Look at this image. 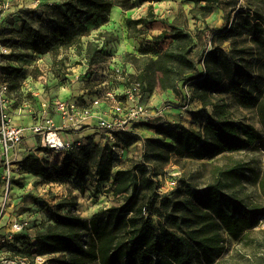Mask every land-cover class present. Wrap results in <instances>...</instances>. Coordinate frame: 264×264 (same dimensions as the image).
<instances>
[{
	"label": "rangeland",
	"instance_id": "1",
	"mask_svg": "<svg viewBox=\"0 0 264 264\" xmlns=\"http://www.w3.org/2000/svg\"><path fill=\"white\" fill-rule=\"evenodd\" d=\"M61 1L0 0V44L11 49L10 54L2 57L0 72L9 82L13 110L21 122L30 125L38 122L41 116L42 124H47L41 101L44 95L52 99L53 107V100L86 103L90 96L105 94L112 86L123 90L126 83L137 79L139 73V64L134 63L128 53L140 56L142 51L150 49V55L157 56L162 47L154 49L155 46L172 38L169 24L183 6L189 18V31L201 35V39L196 38L193 56L200 76L194 78L195 74H190L174 89L164 90L159 86L151 89L149 85L143 88V100L147 106L155 111L162 109L165 114L164 118L149 122L202 130L214 114L213 105H205L196 95L206 93L209 100L227 105L231 118L239 125L250 127L256 139L251 146L238 151H225L204 159L187 154L171 155L168 160L163 153L155 155L151 140L163 137L144 125L147 122L134 125L131 132L138 134L139 140L131 146L118 143L120 133H114L116 139L110 142L106 132L96 125L94 131L83 137L78 136L77 131L67 129L64 135L70 133L74 139L80 138L81 146L90 143L111 146L113 165L109 169L108 164H104L101 171L90 166L83 178L75 175L48 180L27 168L31 158H38L52 168L61 164L71 151L63 156L54 154L39 148V138L30 136V141L25 142L23 175L13 179L5 212H0V264H10L7 260H14L13 264H17L19 259H27L32 264H64V259H69V252L43 253L38 244L39 234L46 232L48 225L55 223L60 214H73L88 222L83 225L81 237L85 249L94 245L90 226L94 218L119 234V239L125 238L128 229L123 219L117 221L110 212H116L114 207L127 203L131 197L132 202L137 200L148 205L158 226L165 225L182 233L187 227L183 224L182 229H178L175 219L182 222L196 212L189 203L190 190H203L219 178L224 182L223 200L241 202L251 216L255 212L258 215L255 226L238 237L232 236L221 224L212 229L213 234H219L214 252L216 261L222 264H264V113L261 111L264 101V0H221L206 19L192 18V2H154V15L148 17V4L134 0L137 11L144 12L141 18L147 19L155 32L160 24L165 26L166 29L153 37H149L147 22L138 24L127 20L123 25L110 27V13L102 18L82 13L75 15L70 10L69 14L75 20L80 19L84 45L88 40H95L103 48L99 62L94 65L88 63L84 50L79 54L76 47H72L55 57L49 52L27 48L20 36L24 26L38 28L42 22L48 24L45 10L50 7L47 4ZM156 21L161 23L152 24ZM152 41L154 45L149 44ZM123 43L128 48L125 51L120 50ZM210 51L212 53L208 55ZM116 66H121L123 72L113 69ZM124 74L128 77L123 79ZM199 84L204 87L198 90ZM37 91L38 96L33 93ZM189 94L191 98L186 101L185 96ZM51 117L54 125L61 127L64 124L62 117L54 111ZM234 164L241 168L238 173L230 169ZM126 167L135 174L134 187L129 194L118 196L113 191L114 180L117 171ZM144 174L154 181L152 187L142 182ZM101 176L108 177L102 179ZM3 191L0 183V199L5 195ZM17 222L25 224L23 230H14ZM210 227L208 225L206 229L208 232ZM196 250L202 254V250ZM155 261L157 258L152 257L146 264ZM196 263L207 264L199 258ZM93 264H100V261ZM116 264H141V261L137 255L129 253Z\"/></svg>",
	"mask_w": 264,
	"mask_h": 264
},
{
	"label": "trees",
	"instance_id": "2",
	"mask_svg": "<svg viewBox=\"0 0 264 264\" xmlns=\"http://www.w3.org/2000/svg\"><path fill=\"white\" fill-rule=\"evenodd\" d=\"M149 1L148 17L154 15V2ZM192 2L190 9L192 18L203 17L206 19L221 0H184ZM50 10L49 22H42L36 28L32 25L24 26L20 33L27 48L36 52H49L52 56H59L62 50L76 47L78 53L84 54L90 65L99 62L103 48L99 42L88 40L86 46L83 41V28L80 19L75 20L69 11L73 10L75 15L79 13L91 14L105 18L114 6H120L124 10L135 7L134 0H62L47 4ZM53 12V13H50ZM130 21L143 23L149 21L139 18ZM189 18L183 6L180 7L178 16L169 24L172 28V42L165 49L157 51V56L152 57L150 49L141 52L140 56L128 53L134 63H138L139 73L137 79L144 84V88L174 89L177 83L184 80L188 75L198 76L197 63L193 59L196 38L201 35H193L189 29ZM212 51L208 52V55ZM203 56V55H202ZM212 73V71H210ZM204 86L198 85V90ZM206 93H197V97L205 105H213L214 114L207 120L202 130H196L185 126L166 127L163 123L147 122L144 125L156 130L163 137L153 138L151 147L155 155L165 154L169 160L171 155H190L195 159H204L218 155L225 151H238L251 146L255 139V132L248 126L237 124L230 116L225 104L215 103L209 100ZM264 113V101L261 106ZM264 121V119H263ZM119 144L131 146L139 140V135L134 132H121L118 134ZM167 139H170L168 141ZM111 147V146H110ZM109 146L102 147L90 143L71 150L61 164H55L52 168L44 165L38 158L32 157L29 167L31 172L42 178L51 180L53 178L64 179L71 176L83 178L86 168L93 166L101 171L104 164L109 169L113 165V152ZM145 169L144 166H141ZM231 171L238 173L241 168L239 164L230 167ZM101 174V172H98ZM108 176H101L102 179ZM115 195H127L131 192L135 183V174L131 168L119 169L115 177ZM144 185L152 187L154 181L143 175ZM224 182L221 178L215 184L203 190H190L189 203L192 205L193 216L185 217L182 222L175 219L182 229L186 225L187 230H174L165 225L158 226L153 220V212L148 205L133 201L131 198L127 203L114 207L116 212L110 214L123 219L128 229L127 236L119 239V234L109 226L101 224L96 218L90 222L94 245L85 249L81 241L83 225L88 222L81 220L73 214H60L55 223L48 225L46 232L39 234L38 244L43 253L69 252V259H64V264H93L99 260L100 264H116L129 253L137 255L141 264L156 257L157 261L151 264H197L196 259H203L207 264H222L216 261L214 252L218 247L219 234L212 229L219 224L234 237H238L246 230L251 229L257 222L258 213L251 216L246 206L238 201L226 202L223 191ZM147 211L148 212L147 214ZM125 213V214H124ZM123 217V218H121ZM208 225L211 231H207ZM202 231V232H201ZM201 235V236H200ZM202 250L198 254L197 250Z\"/></svg>",
	"mask_w": 264,
	"mask_h": 264
},
{
	"label": "built area",
	"instance_id": "3",
	"mask_svg": "<svg viewBox=\"0 0 264 264\" xmlns=\"http://www.w3.org/2000/svg\"><path fill=\"white\" fill-rule=\"evenodd\" d=\"M10 52L9 46L0 44V70L3 55ZM113 69L119 73L123 72L121 66ZM126 77H128L126 74L122 76L123 79ZM143 88L144 84L136 79L126 83L123 90L112 86L105 94L103 92L92 95L87 98L86 103L78 100H53V107L52 99L44 95L41 101L47 124H42L40 116L38 122L34 121L28 125L21 122L14 113L9 82L0 72V183L5 193L0 199L2 201L0 212H5V203L8 201L9 187L13 179L23 175L25 142L30 136L39 138V148L63 156L82 145L81 139L71 138L70 133L64 135V132L69 129L83 130L87 127L85 125L90 126V119L95 118L97 128L104 130L109 136V141L114 142L116 139L114 133L133 131L136 123L164 118L162 109L152 110L144 102ZM33 93L38 96L39 91ZM190 98V94L188 97L185 96L186 101ZM53 111L62 117L64 124L61 127L53 124L54 119L51 117ZM24 227V223L17 222L14 230L21 231ZM7 262L15 263L14 260ZM17 264L32 263L27 259H19Z\"/></svg>",
	"mask_w": 264,
	"mask_h": 264
},
{
	"label": "crops",
	"instance_id": "4",
	"mask_svg": "<svg viewBox=\"0 0 264 264\" xmlns=\"http://www.w3.org/2000/svg\"><path fill=\"white\" fill-rule=\"evenodd\" d=\"M145 3L148 4V7H149L150 2H145ZM154 5H155V3H154ZM115 9H116L117 15L116 16H113L112 13H113V11ZM143 14H144V12L143 13H139L137 11L136 7L132 8V9H129V10H124L120 6H114L112 8L111 12H110L111 19H110V21L108 23H109L110 27L111 26H114V25H117V26L123 25L124 23H126V21L129 18H131V19H138V18H141ZM157 23H161V21H156V22H154L152 24H157ZM146 29H150V35H149V37H153V35H158L159 33L162 32L163 29H166V28H165V26L163 24H160V26L158 27L159 30H157L158 32H155V30L153 29V26L151 25V23H146ZM172 40H173V38H169V39L165 40L164 43L155 46L154 49H159V47H162L163 49H165V48H167L170 45V43L172 42ZM153 43H154V41L149 42L150 45H154ZM127 49L128 48H127L126 44H124V43H123L122 46H120V50L121 51H125ZM134 74H136V73L134 72ZM96 122H97V120L95 118H91L90 119V122H89L90 123V126H87L83 130L77 131L76 134H78V136H80V137H83L84 135H88L87 134L88 132L94 131L93 128H94V125L96 124ZM70 137L71 138H74L75 136L73 134H70ZM28 139H27V141H30V139L29 140Z\"/></svg>",
	"mask_w": 264,
	"mask_h": 264
},
{
	"label": "bare ground",
	"instance_id": "5",
	"mask_svg": "<svg viewBox=\"0 0 264 264\" xmlns=\"http://www.w3.org/2000/svg\"><path fill=\"white\" fill-rule=\"evenodd\" d=\"M113 16H116L117 15V13H116V9L113 11Z\"/></svg>",
	"mask_w": 264,
	"mask_h": 264
}]
</instances>
